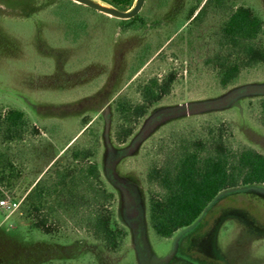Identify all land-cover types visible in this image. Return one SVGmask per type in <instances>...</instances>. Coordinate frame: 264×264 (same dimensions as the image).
<instances>
[{"label": "rangeland", "instance_id": "rangeland-1", "mask_svg": "<svg viewBox=\"0 0 264 264\" xmlns=\"http://www.w3.org/2000/svg\"><path fill=\"white\" fill-rule=\"evenodd\" d=\"M59 4L0 0V114L22 109L33 128L22 140L0 141V199L20 202L13 212L0 207V264H264V184L223 191L198 229L169 238L149 219V198L160 190L150 173L193 141L264 153V62L243 66L227 88L217 68L220 58L244 60L223 36L229 9L250 6L264 18V0H146V24L128 30L92 8L64 15ZM257 43L264 47V32ZM170 72L171 93L119 141L118 102L139 101L142 85ZM85 146L96 156L75 160L73 150ZM93 161L128 231L116 251L84 220L93 201L81 169Z\"/></svg>", "mask_w": 264, "mask_h": 264}, {"label": "trees", "instance_id": "trees-1", "mask_svg": "<svg viewBox=\"0 0 264 264\" xmlns=\"http://www.w3.org/2000/svg\"><path fill=\"white\" fill-rule=\"evenodd\" d=\"M58 1L59 12L64 15L80 7L91 9L72 0ZM109 1L123 9L133 3V0ZM220 3L224 4V1ZM197 8L191 11V16ZM121 22L125 30L141 28L146 24L145 18L140 14ZM263 32L264 18L254 8L234 5L229 9L223 36L228 45L239 50L244 60L241 63L218 57L220 84L224 88L238 80L243 66L264 62V47L257 43ZM175 82L176 76L173 72L163 78L151 77L140 88L139 101L122 99L118 102L117 111L122 122L117 130L119 141L124 142L134 133L135 122L168 96ZM260 108L264 126V97L260 100ZM32 129V122L22 109L11 108L0 114V141L22 140ZM95 151L92 147H76L72 156L75 160H85L95 157ZM69 174L61 173L59 184H63ZM81 177L88 182L87 192L93 201L90 212L84 218L86 227L97 240L104 242L110 250L116 251L124 243L128 231L118 223L110 206L114 194L102 187L97 162H88L82 167ZM150 178L160 186V190L153 192L149 198L150 224L159 237L169 238L178 230L198 221L223 191L264 184V153L251 146L234 148L222 139L210 143L196 140L173 162L154 168ZM41 180L42 177L36 182L35 192H39L42 197L41 189L38 190ZM94 183L101 187H96ZM37 226L49 232L44 223H37Z\"/></svg>", "mask_w": 264, "mask_h": 264}, {"label": "water", "instance_id": "water-1", "mask_svg": "<svg viewBox=\"0 0 264 264\" xmlns=\"http://www.w3.org/2000/svg\"><path fill=\"white\" fill-rule=\"evenodd\" d=\"M78 4L90 7L100 13L108 15L110 17L128 20L136 17L143 9L146 0H133L132 5L126 9L120 8L109 0H72ZM246 88L238 89L241 94L245 93Z\"/></svg>", "mask_w": 264, "mask_h": 264}, {"label": "built area", "instance_id": "built-area-1", "mask_svg": "<svg viewBox=\"0 0 264 264\" xmlns=\"http://www.w3.org/2000/svg\"><path fill=\"white\" fill-rule=\"evenodd\" d=\"M20 202L15 200H8L6 198L0 199V207L6 211H15L19 208Z\"/></svg>", "mask_w": 264, "mask_h": 264}, {"label": "flooded vegetation", "instance_id": "flooded-vegetation-1", "mask_svg": "<svg viewBox=\"0 0 264 264\" xmlns=\"http://www.w3.org/2000/svg\"><path fill=\"white\" fill-rule=\"evenodd\" d=\"M199 8V7H198ZM198 8H197V10H198ZM196 10V13L194 12V14L195 15H197L199 12H200V10L199 11H197ZM139 15V14H138ZM217 200H215L212 204H211V206L209 207V209L207 210V211H209V210H211L212 209V211H213V208L216 206L215 204L217 203L216 202ZM221 210H224V208H218L217 210H215L214 212H212V215L211 216H217L219 213H221ZM207 211L205 212V214L207 213ZM204 217V216H203ZM202 220V219H201ZM199 221H196L195 222V224L196 223H198ZM192 226V227H191ZM191 226H189V227H186L187 228V230H195V229H198L199 227H194V224H192ZM190 228V229H189ZM185 232H188V231H185ZM194 232V231H193ZM192 232V233H193Z\"/></svg>", "mask_w": 264, "mask_h": 264}]
</instances>
